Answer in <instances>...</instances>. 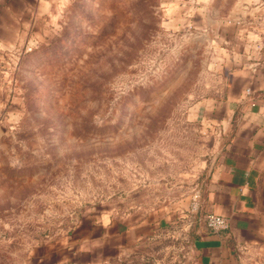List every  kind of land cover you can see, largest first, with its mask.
Here are the masks:
<instances>
[{
    "label": "rangeland",
    "instance_id": "374dc122",
    "mask_svg": "<svg viewBox=\"0 0 264 264\" xmlns=\"http://www.w3.org/2000/svg\"><path fill=\"white\" fill-rule=\"evenodd\" d=\"M229 4L45 0L0 18V264L194 261L182 226L95 260L74 257L75 234L193 209L216 155L193 108L220 92L236 51Z\"/></svg>",
    "mask_w": 264,
    "mask_h": 264
},
{
    "label": "crops",
    "instance_id": "0c3cea01",
    "mask_svg": "<svg viewBox=\"0 0 264 264\" xmlns=\"http://www.w3.org/2000/svg\"><path fill=\"white\" fill-rule=\"evenodd\" d=\"M37 1L42 7L45 0H0V18L34 17ZM229 1L224 16L242 22L225 27L231 29L236 51L225 59L220 92L193 108L200 128L213 137L216 153L197 208L191 210L187 200L134 226L118 220L89 224L75 234L84 252L74 257L105 258L144 235L181 226L193 234L191 264H250L264 253V0ZM221 13L208 10L205 15L221 18ZM213 21L224 28L221 20ZM208 214L225 218L227 228L212 232L204 221Z\"/></svg>",
    "mask_w": 264,
    "mask_h": 264
},
{
    "label": "built area",
    "instance_id": "2783aa9c",
    "mask_svg": "<svg viewBox=\"0 0 264 264\" xmlns=\"http://www.w3.org/2000/svg\"><path fill=\"white\" fill-rule=\"evenodd\" d=\"M194 207L195 209L197 208L195 205ZM204 221L206 222L207 227L215 233H220L227 228V221L221 216L208 214L205 216Z\"/></svg>",
    "mask_w": 264,
    "mask_h": 264
}]
</instances>
